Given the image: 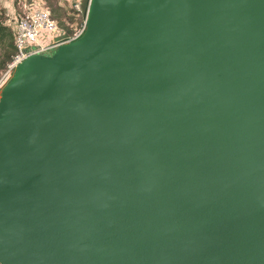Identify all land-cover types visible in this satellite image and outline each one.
Listing matches in <instances>:
<instances>
[{
    "label": "water",
    "instance_id": "water-1",
    "mask_svg": "<svg viewBox=\"0 0 264 264\" xmlns=\"http://www.w3.org/2000/svg\"><path fill=\"white\" fill-rule=\"evenodd\" d=\"M0 264H264V0H91L23 60Z\"/></svg>",
    "mask_w": 264,
    "mask_h": 264
},
{
    "label": "built area",
    "instance_id": "built-area-1",
    "mask_svg": "<svg viewBox=\"0 0 264 264\" xmlns=\"http://www.w3.org/2000/svg\"><path fill=\"white\" fill-rule=\"evenodd\" d=\"M70 9L69 18L78 22L60 24L39 0L22 3L12 17L14 50L0 69V94L13 77L18 65L32 55H50L60 45L78 39L85 31L91 0H62ZM72 14V15H70Z\"/></svg>",
    "mask_w": 264,
    "mask_h": 264
},
{
    "label": "rangeland",
    "instance_id": "rangeland-1",
    "mask_svg": "<svg viewBox=\"0 0 264 264\" xmlns=\"http://www.w3.org/2000/svg\"><path fill=\"white\" fill-rule=\"evenodd\" d=\"M30 1L32 0H0V26H4V28L0 30V69L5 63L4 61L6 60L7 54L12 52V47L10 46V43L13 39V27L11 19L15 13H18L19 7L23 2L29 3ZM63 5L64 4L62 0H39L40 8L49 9L52 16L61 25L71 22H78L77 19L74 20L69 18L70 9L69 7L65 8ZM52 53H50V55Z\"/></svg>",
    "mask_w": 264,
    "mask_h": 264
},
{
    "label": "trees",
    "instance_id": "trees-1",
    "mask_svg": "<svg viewBox=\"0 0 264 264\" xmlns=\"http://www.w3.org/2000/svg\"><path fill=\"white\" fill-rule=\"evenodd\" d=\"M3 28H4V26L1 25V26H0V30H2ZM10 46L12 47V52H13V50H14L13 39H12V42L10 43ZM12 52L9 53V54H7V56H6V60H5L4 62H6V61L9 59L10 55L12 54Z\"/></svg>",
    "mask_w": 264,
    "mask_h": 264
}]
</instances>
